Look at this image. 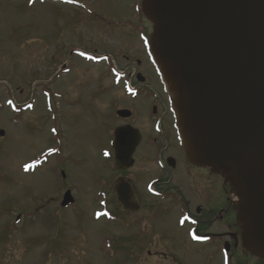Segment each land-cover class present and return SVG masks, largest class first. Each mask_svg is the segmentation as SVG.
<instances>
[{
	"label": "rangeland",
	"instance_id": "obj_1",
	"mask_svg": "<svg viewBox=\"0 0 264 264\" xmlns=\"http://www.w3.org/2000/svg\"><path fill=\"white\" fill-rule=\"evenodd\" d=\"M140 5L0 0V264H205L179 236L174 243L163 232L171 225L165 216L144 234L158 245L152 256L140 255L128 219L112 223L109 211L117 206L93 180L115 173L103 153L111 150L112 129L124 123L116 110H130L127 122L152 138L151 114L166 100ZM135 68L146 79L142 86ZM128 81L135 95L126 91ZM143 93L156 100L147 103ZM47 148L59 155L32 168ZM67 189L77 203L62 209L55 199Z\"/></svg>",
	"mask_w": 264,
	"mask_h": 264
},
{
	"label": "water",
	"instance_id": "obj_2",
	"mask_svg": "<svg viewBox=\"0 0 264 264\" xmlns=\"http://www.w3.org/2000/svg\"><path fill=\"white\" fill-rule=\"evenodd\" d=\"M142 13L189 160L230 185L243 246L264 260V0H143ZM114 136L117 165L130 168L140 133ZM72 203L68 192L62 206Z\"/></svg>",
	"mask_w": 264,
	"mask_h": 264
},
{
	"label": "flooded vegetation",
	"instance_id": "obj_3",
	"mask_svg": "<svg viewBox=\"0 0 264 264\" xmlns=\"http://www.w3.org/2000/svg\"><path fill=\"white\" fill-rule=\"evenodd\" d=\"M140 65L138 63V67ZM133 72L138 74V69ZM157 105L161 113L156 108L151 120L157 122H150L147 129L152 138H145L140 131L142 141L135 151L133 167L119 170L112 156L109 165L115 173L108 172L97 180L102 182L101 190L111 192L116 201V184L127 180L131 185L134 193L131 210L123 211L118 202L117 205L120 214L128 218L129 239L133 246L142 244L139 254L152 256V249L158 245L147 241L144 234L154 230V222L165 216L171 225L163 232L174 243L179 236L183 245L194 250L201 263L209 264L212 260L217 264H264L242 246V232L236 221L229 187L209 169L189 161L178 140L170 103L160 98ZM129 119L122 120L123 125L135 127L127 122ZM114 205L112 203L113 208ZM180 221L184 226L181 227Z\"/></svg>",
	"mask_w": 264,
	"mask_h": 264
},
{
	"label": "snow or ice",
	"instance_id": "obj_4",
	"mask_svg": "<svg viewBox=\"0 0 264 264\" xmlns=\"http://www.w3.org/2000/svg\"><path fill=\"white\" fill-rule=\"evenodd\" d=\"M28 170H29L28 168L25 169V171H28ZM105 215H106V214H105ZM195 238H196V237H194V239H195Z\"/></svg>",
	"mask_w": 264,
	"mask_h": 264
}]
</instances>
